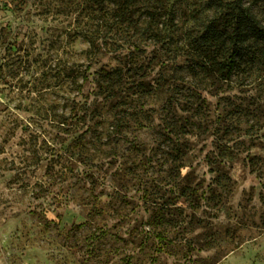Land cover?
<instances>
[{
    "label": "rangeland",
    "instance_id": "374dc122",
    "mask_svg": "<svg viewBox=\"0 0 264 264\" xmlns=\"http://www.w3.org/2000/svg\"><path fill=\"white\" fill-rule=\"evenodd\" d=\"M238 1L0 0V264H264V45L203 37Z\"/></svg>",
    "mask_w": 264,
    "mask_h": 264
},
{
    "label": "trees",
    "instance_id": "16d2710c",
    "mask_svg": "<svg viewBox=\"0 0 264 264\" xmlns=\"http://www.w3.org/2000/svg\"><path fill=\"white\" fill-rule=\"evenodd\" d=\"M134 3L135 0H122L120 2L115 0V4H118L119 7L122 6V8H124L125 5ZM235 11L238 12H234L230 15V20H228L231 21L234 26L233 33L225 32L221 29L219 30L217 28L218 21H214L211 26H209V31L203 36L207 42H214L215 45H218L222 49H224L229 42L230 46L232 45V47H230L232 49L230 53L232 65H235L237 61L244 58L245 54L249 55V53H246V50L252 47L251 44L253 42L263 43L264 45V20L254 7L251 4L247 5L245 0H239L236 4ZM122 15L124 16V14H121V17H123ZM142 37H144V35H142ZM158 37H160L159 34H156L155 38ZM138 42L137 39L133 42L136 49H140ZM157 43H161V41H157ZM262 50L263 48H261L260 51ZM256 54L253 53L255 57Z\"/></svg>",
    "mask_w": 264,
    "mask_h": 264
}]
</instances>
